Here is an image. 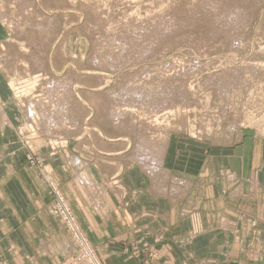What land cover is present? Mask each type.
<instances>
[{"label": "rangeland", "instance_id": "obj_1", "mask_svg": "<svg viewBox=\"0 0 264 264\" xmlns=\"http://www.w3.org/2000/svg\"><path fill=\"white\" fill-rule=\"evenodd\" d=\"M0 76L24 157L75 244L68 264L104 262L37 148L72 158L74 179L94 194L104 186L83 163L132 165L107 178L113 200L154 222L166 209L190 220L174 238L158 216L152 239H122L111 255L112 264H158L165 244L199 242L186 184L212 171L204 160L264 135V0H0Z\"/></svg>", "mask_w": 264, "mask_h": 264}, {"label": "crops", "instance_id": "obj_2", "mask_svg": "<svg viewBox=\"0 0 264 264\" xmlns=\"http://www.w3.org/2000/svg\"><path fill=\"white\" fill-rule=\"evenodd\" d=\"M3 87L0 76V264H68L76 255L75 244L49 210L50 199L38 169L24 157L17 131V109L7 103ZM39 145L41 142L36 147ZM37 149L44 154V165L53 179L68 195L79 224L87 238L95 242L104 264H112L113 249H122V239L137 240L143 235L152 239L160 227L158 216L166 221L162 225L166 236H186L194 228L190 220L187 224L185 218L181 222L174 219L175 213L168 209L158 214L154 222L150 205L148 211L152 215L145 219L131 204L124 206L113 200L112 190L105 188L107 178L132 174V165L117 168V158H110V165L105 164L104 158L99 163H83L88 178L104 186V192L97 189L94 194L91 186L80 185L74 179L72 158H54L48 148ZM217 151L220 154H211L203 163L204 169L206 163L212 171L203 172L195 184H186L188 189L195 188L190 190L193 192L187 202L190 200L191 209L197 212L195 233L201 236L199 242H190L182 249L165 244L157 251L161 254L155 256L160 260L158 264L164 263L165 258H169L165 264H264V135L255 137L252 143L239 142ZM225 171L237 177L232 185L224 182ZM96 197L100 200L94 207ZM158 201L165 206V200ZM219 233L222 234L215 236Z\"/></svg>", "mask_w": 264, "mask_h": 264}, {"label": "built area", "instance_id": "obj_3", "mask_svg": "<svg viewBox=\"0 0 264 264\" xmlns=\"http://www.w3.org/2000/svg\"><path fill=\"white\" fill-rule=\"evenodd\" d=\"M63 207H67V205H66V203L64 202V204H63ZM59 208L60 209H62L60 206H59ZM68 213V212H67ZM70 215V214H69ZM71 216V215H70ZM76 228H78V227H76ZM77 234L80 236V237H82L81 236V233H80V231H79V229H77ZM80 242H82V241H80ZM83 244L85 243V241H83L82 242ZM86 248V249H85ZM84 249H85V252H88L89 250H88V246L86 245V247H84Z\"/></svg>", "mask_w": 264, "mask_h": 264}]
</instances>
